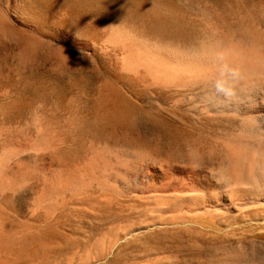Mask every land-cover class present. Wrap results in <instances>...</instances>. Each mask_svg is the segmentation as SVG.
<instances>
[{"label": "rangeland", "instance_id": "1", "mask_svg": "<svg viewBox=\"0 0 264 264\" xmlns=\"http://www.w3.org/2000/svg\"><path fill=\"white\" fill-rule=\"evenodd\" d=\"M213 16L225 31L264 30V0H0V134L44 121L55 130L60 147L21 152L19 164L35 174L0 198V234L16 237L18 264H77L68 259L83 243L144 212L125 204L131 197L115 194L117 207L95 210L67 203L59 208V202L52 219H43L37 207L43 179L63 168L85 166L94 149L140 150L157 162L184 167L195 165L188 156L195 147L203 164L214 166L220 155L214 138L237 129L239 121L193 113L192 108L204 107L194 95L200 89L148 86L128 71L127 50L108 34L114 25L145 41L198 50L213 36L206 24ZM104 194L97 187L88 189L92 198ZM230 232L239 250L264 255L260 241L248 238L253 228L238 226ZM27 233L24 243L21 236ZM225 241L207 235L198 244L192 233L158 232L88 264H133L146 249L165 252L177 263L206 264L210 255L225 249ZM40 246H49L46 255Z\"/></svg>", "mask_w": 264, "mask_h": 264}, {"label": "bare ground", "instance_id": "2", "mask_svg": "<svg viewBox=\"0 0 264 264\" xmlns=\"http://www.w3.org/2000/svg\"><path fill=\"white\" fill-rule=\"evenodd\" d=\"M206 21L213 36L198 50L145 41L125 28L108 27L110 40L127 50L125 67L140 75L145 84L200 89L194 95L202 98L204 107L192 108L193 113L233 117L240 126L214 138L220 155L212 167L203 164L205 160L195 147L188 153L195 158V165L175 167L155 161L145 151L105 145L93 150L85 166L63 168L46 176L37 199L44 220L52 219L61 204L95 210L117 207L115 194L131 197L125 204L138 213L144 210L137 222L125 220L109 227L98 239L83 243L69 261L88 264L110 258L135 238L172 232L177 236L192 233L198 244H204L207 235L226 240L225 249L210 255L206 264H264V255L257 250H239V241L230 235L234 227L253 228L248 238L259 240V249L264 250V30L244 27L225 31L214 16ZM50 126L38 121L28 130L1 131L0 198L5 192L18 191L35 174L19 164L21 152L60 148ZM94 187L108 194L89 197L88 189ZM66 191L68 199L62 196ZM2 235L0 264H18L16 237ZM21 237L25 243L29 233ZM48 247L42 254L46 255ZM145 251L146 255L136 256L133 264H195L177 263L158 249Z\"/></svg>", "mask_w": 264, "mask_h": 264}]
</instances>
